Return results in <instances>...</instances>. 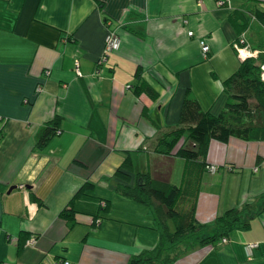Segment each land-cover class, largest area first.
Listing matches in <instances>:
<instances>
[{"label":"crops","instance_id":"1","mask_svg":"<svg viewBox=\"0 0 264 264\" xmlns=\"http://www.w3.org/2000/svg\"><path fill=\"white\" fill-rule=\"evenodd\" d=\"M109 30L119 45L106 51ZM240 36L264 57V0H0V264H127L153 248L149 208L111 176L129 152L146 155L140 172L170 160L169 182L182 183L185 160L155 143L177 126L188 90L204 111L223 109L225 80L246 58ZM137 67L154 98L131 90ZM55 115L59 131L35 148ZM204 159L217 170L201 174L198 222L212 227L264 192V140L211 139ZM84 183L92 187L75 195ZM71 199L68 228L60 212ZM226 239L187 247L171 264H264V210Z\"/></svg>","mask_w":264,"mask_h":264},{"label":"trees","instance_id":"2","mask_svg":"<svg viewBox=\"0 0 264 264\" xmlns=\"http://www.w3.org/2000/svg\"><path fill=\"white\" fill-rule=\"evenodd\" d=\"M98 5L101 7L102 2L98 1ZM263 59V56H258L241 60L237 70L225 80L228 98L217 114L204 111L192 93L189 90L186 92L177 126L165 132L154 147L156 152L166 157L177 155L185 160L180 185L169 182L170 160L150 161L147 171H137L132 175L133 163L127 152L116 167L111 176L115 180V190L122 196L146 205L159 234L153 248L131 256L127 264H171L187 247L213 245L232 230H247L252 217L264 210L262 192L254 197V202L246 201L240 207L225 210L214 219L212 227L198 222L194 216L200 177L204 170L208 172L210 165L204 159L208 142L211 139L227 142L230 138L264 140V106L259 101L250 103V99H257L264 90V80L260 79V62ZM134 77L135 83L131 90L136 95L144 92L154 98L155 92L142 80L139 67ZM60 122L61 117L55 115L41 125L35 134L34 147H44L59 131ZM91 187L90 183H84L75 195ZM71 203L72 199L60 212L68 228L74 223ZM102 209H107L106 202L102 203Z\"/></svg>","mask_w":264,"mask_h":264},{"label":"built area","instance_id":"3","mask_svg":"<svg viewBox=\"0 0 264 264\" xmlns=\"http://www.w3.org/2000/svg\"><path fill=\"white\" fill-rule=\"evenodd\" d=\"M191 31H188V34H191ZM200 44V49L201 52L205 55L207 54L209 50V45L204 41V40H199ZM119 45V37L118 35L114 32V30H109L107 34L105 35L104 39V49L106 51L116 49ZM235 48L238 51L240 55L243 57H255L254 53L248 48V46L245 43V37L240 36L237 38L236 43H235ZM78 61H74V70L75 73H80L79 68H78ZM260 79L264 80V59L263 61L260 62ZM217 170V166L214 164H210L208 167V172L209 173H214ZM227 241L226 237H222L219 240V243H225ZM256 244L249 245V247H255ZM62 264H69L68 262H64Z\"/></svg>","mask_w":264,"mask_h":264},{"label":"rangeland","instance_id":"4","mask_svg":"<svg viewBox=\"0 0 264 264\" xmlns=\"http://www.w3.org/2000/svg\"><path fill=\"white\" fill-rule=\"evenodd\" d=\"M107 53V52H106ZM73 68H74V66H73ZM75 71V70H74ZM165 134V132H163L162 134H161V136L162 135H164ZM149 143V142H148ZM147 143V144H148ZM156 143H157V141H156ZM155 143V144H156ZM147 152V151H146ZM146 154V153H145ZM146 156V155H145ZM145 156H144V160H141V159H143V155L141 156V155H139V156H137L136 155V153L134 154V155H132V163H133V168H132V171L131 172H133V174L132 175H134V173H136L137 171H139V170H137V168H140L141 170L142 169H145ZM140 157V158H139ZM137 167V168H136ZM140 172V171H139Z\"/></svg>","mask_w":264,"mask_h":264}]
</instances>
